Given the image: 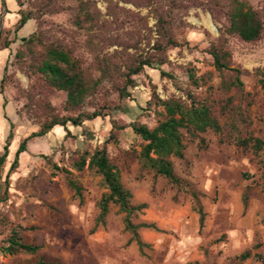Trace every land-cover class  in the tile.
I'll return each instance as SVG.
<instances>
[{
  "label": "rangeland",
  "instance_id": "obj_1",
  "mask_svg": "<svg viewBox=\"0 0 264 264\" xmlns=\"http://www.w3.org/2000/svg\"><path fill=\"white\" fill-rule=\"evenodd\" d=\"M84 1L90 19L83 17L76 0H20L35 20L16 32L18 15L7 11L19 7L15 0H0V153L10 135L0 173V247L12 229L40 245L35 254L0 250V264H35L41 255L51 264H257L254 254L264 248V161L247 145L257 137L264 141V89L256 73L264 70V0H245L263 23L260 37L251 42L227 33L226 17L218 8L214 14L202 7L175 9L173 34L180 44L166 49L160 66L171 77L144 68L132 76V85L126 84L129 95L120 97L117 88L125 77L111 72L81 104L71 106L66 91L51 87L37 72L39 59L22 38H38L31 46L34 55L49 44L69 50L90 81L99 77L103 56L124 72L128 54L155 52L149 49L154 38L149 42L144 36L155 19L143 0H112L110 6L106 0ZM213 47L225 52L229 68H216ZM234 69L240 71L241 89L231 85ZM188 94L209 105L222 129H182L185 157H172L182 181L172 184L142 165L138 153L143 141L130 124L154 127L163 118L156 96L189 103ZM94 112L100 115L90 116ZM67 116H80L82 122L55 125L27 140L26 151L9 172L25 137L53 117ZM239 140L248 143L237 145ZM102 147L130 190L131 202L145 204L132 222L154 225L137 228L142 247L125 228L118 205L110 203L104 223L96 222V202L107 189L98 174L86 166L78 169L76 162L84 151ZM70 179L80 186V196ZM197 206L205 212L204 226L184 235L180 221L189 208L197 214ZM225 209L224 218L219 213ZM247 251L250 256L242 260L240 254Z\"/></svg>",
  "mask_w": 264,
  "mask_h": 264
},
{
  "label": "trees",
  "instance_id": "obj_2",
  "mask_svg": "<svg viewBox=\"0 0 264 264\" xmlns=\"http://www.w3.org/2000/svg\"><path fill=\"white\" fill-rule=\"evenodd\" d=\"M18 5L16 12L7 11L8 14L18 15L16 21L15 31L17 32L31 19L35 20L31 11H25L21 8L20 0H15ZM81 6V14L83 17L91 18L92 15L88 10L87 2L84 0H76ZM108 4H113L112 0H106ZM129 1V0H125ZM140 1V0H138ZM144 5L150 7V12L153 13L155 22L148 28L146 39L150 42L154 38V42L149 48L155 51L154 53L136 52L128 54L125 58L127 62L124 64L125 71L118 66L111 58L103 56L98 61V68L100 75L97 79L89 80L84 74L78 60L72 53L61 46L44 45L43 50L39 55H34V50L31 47L35 42L36 37L22 38L27 43L31 56L39 59L35 65L37 72L44 78V80L53 88L64 90L67 93V104L71 106H78L81 104L92 87H96L101 81L108 78V73L114 72L117 76L125 77V84L118 86L117 93L120 97L128 96L126 84L133 83L132 76L140 73L144 68H152L160 70L163 75L170 76L169 73L161 70L160 66L166 61L165 51L168 47H176L180 44L173 34V29L176 26L175 9L185 11L190 7H202L212 14L218 8L224 12L227 20V33L236 35L243 41L251 42L257 40L263 28L262 18L259 11L253 9L245 0H143ZM179 20V19H178ZM82 21L79 20L78 24ZM181 21V19H180ZM179 21V22H180ZM140 30L139 32H141ZM138 32V35H139ZM145 34V33H144ZM13 41H6L4 47L7 48ZM149 44V43H148ZM31 48V49H30ZM214 58V64L218 70L229 68L225 62V52L213 47L210 51ZM130 57L132 59H130ZM130 59V60H129ZM236 75L231 85L242 88L243 83L239 79V70L234 69ZM191 71V70H190ZM259 74V84L264 89V70L256 69ZM189 76L194 78L193 73L189 72ZM171 77V76H170ZM196 81V80H195ZM187 96L191 97L190 94ZM158 106H162L163 115L154 127L149 128L146 124L140 122H133L130 124L132 131L143 141L141 149L138 153L139 160L142 165L154 171L155 174L160 175L170 181L172 184H180L182 179L175 173L172 157L183 159L185 157L186 144L183 140L182 129L188 132H204L211 129L214 132H220L222 126L216 117L212 115L210 107L204 101H196L191 97L190 102L187 103L179 98L169 97L167 99H160L155 97ZM98 112L92 113L90 116H99ZM70 122L74 126H79L82 122L80 116L67 117H53L51 121L45 125L40 131L32 132L25 137L18 145L14 152V159L10 165L9 172L12 171L18 164V157L20 153L26 151L27 140L33 136H43L55 125L66 127ZM10 135L5 140L3 151L0 153V173L8 155V147L10 145ZM247 140V139H246ZM253 145L249 146L253 153L258 156L260 162L264 161L261 152H264V141L259 137L254 138ZM247 144L248 141L239 140L240 143ZM55 169L60 167L53 163ZM78 169H83L85 166L98 174L102 185L107 189L102 193L97 200V223H104L107 213L109 211L110 203L118 205L120 212H124L123 223L127 230H129L136 239L139 247L144 243L140 240L137 228L154 227L148 223H133L132 215L141 210L145 204H134L131 202L132 194L128 188L125 187L121 180L120 172L117 167L110 161L107 151L104 147L96 148L93 152L84 151L80 159L76 162ZM65 172L68 173L66 169ZM69 184L74 188L75 194L80 196L81 188L73 180H69ZM246 195L242 196V203L246 208ZM199 215V230L204 226L205 212L201 206L195 207ZM40 249V245L26 241L16 229L10 230L9 235L4 239V244L1 245L0 250L5 254L30 253L35 254ZM250 256L249 252L240 254L242 260ZM255 262L257 264H264V248L260 252L254 254ZM35 264H51L44 256H40Z\"/></svg>",
  "mask_w": 264,
  "mask_h": 264
},
{
  "label": "crops",
  "instance_id": "obj_3",
  "mask_svg": "<svg viewBox=\"0 0 264 264\" xmlns=\"http://www.w3.org/2000/svg\"><path fill=\"white\" fill-rule=\"evenodd\" d=\"M52 134H53V131H52ZM247 206H246V208H247ZM236 208H238V205L236 206ZM236 208H235V210H237ZM246 208H244V206H243V210H245ZM191 211H192L191 208H189L187 210V216H185L183 218L184 221H180V226L178 227L179 230L181 231V233H183L184 235H193V232H194V229L196 228V226H197V230L199 231V221H198L199 215L194 214ZM225 211H227V210L225 209L223 212L219 213V215L224 217V215H226V213H227ZM229 215H231L230 212H229ZM176 216L177 215L172 216L171 219L176 218Z\"/></svg>",
  "mask_w": 264,
  "mask_h": 264
}]
</instances>
